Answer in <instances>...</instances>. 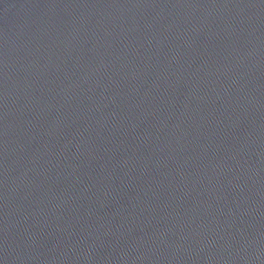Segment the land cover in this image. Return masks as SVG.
Masks as SVG:
<instances>
[{
    "label": "water",
    "instance_id": "1",
    "mask_svg": "<svg viewBox=\"0 0 264 264\" xmlns=\"http://www.w3.org/2000/svg\"><path fill=\"white\" fill-rule=\"evenodd\" d=\"M0 264H264V0H0Z\"/></svg>",
    "mask_w": 264,
    "mask_h": 264
}]
</instances>
